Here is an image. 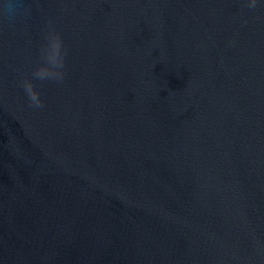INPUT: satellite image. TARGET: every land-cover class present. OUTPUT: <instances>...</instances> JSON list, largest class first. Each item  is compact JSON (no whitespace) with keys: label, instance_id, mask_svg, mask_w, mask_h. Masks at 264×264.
<instances>
[{"label":"water","instance_id":"water-1","mask_svg":"<svg viewBox=\"0 0 264 264\" xmlns=\"http://www.w3.org/2000/svg\"><path fill=\"white\" fill-rule=\"evenodd\" d=\"M27 4L0 19V264H264V3Z\"/></svg>","mask_w":264,"mask_h":264},{"label":"clouds","instance_id":"clouds-1","mask_svg":"<svg viewBox=\"0 0 264 264\" xmlns=\"http://www.w3.org/2000/svg\"><path fill=\"white\" fill-rule=\"evenodd\" d=\"M260 3H264V0H259ZM257 0H248V7L255 8ZM30 7L27 4V0H0V19L6 21L9 25L14 24L20 17L29 14ZM63 74L57 77L62 79ZM34 80H43L44 77L39 75L38 72L33 73ZM24 94L29 101L30 106L34 108H41L43 104L40 101L39 94L34 91V87L28 80H24L21 84Z\"/></svg>","mask_w":264,"mask_h":264}]
</instances>
